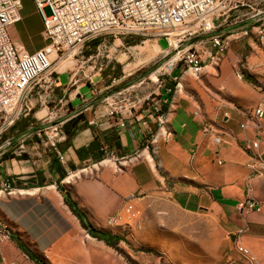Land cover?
Returning a JSON list of instances; mask_svg holds the SVG:
<instances>
[{
    "label": "crops",
    "instance_id": "0c3cea01",
    "mask_svg": "<svg viewBox=\"0 0 264 264\" xmlns=\"http://www.w3.org/2000/svg\"><path fill=\"white\" fill-rule=\"evenodd\" d=\"M29 2L38 22L41 18L34 11L33 1ZM259 19L256 13L231 10L215 20L214 32L227 44L219 70L224 69L228 80L213 78L224 83V95L230 99L222 108L211 105L213 101L205 90L187 88L184 77L175 90L166 93L170 81L177 82L180 68L173 69L167 78L151 83L137 79L129 88L112 90L108 89L126 75L109 79L108 71L115 66L110 55L104 64L98 63V68L97 56L89 55L75 59L74 74L60 71L59 78L65 75V81L60 80L57 88L59 108L45 106L42 116L29 108L21 117L35 119L34 126L19 129L16 122L6 127L19 142L12 150L13 157H4L9 142H0V193L6 194V181L13 190L10 209L4 198L0 200V220L5 224L4 219L10 221L11 228L10 239L0 246V264H38L34 242L48 230L45 223L50 224L52 205L61 210L64 221L80 223L66 205V196L93 226H105L106 219L122 213L127 202L152 208L168 202L182 213L218 216L229 226L235 244L247 247L256 258L264 257V214L243 206L249 200L264 203V168L254 175L243 148L246 140L258 139L264 152V119L259 122L260 131L252 119L254 108L264 102V51L251 33ZM18 22L9 29L17 46L33 52L45 44L42 29L43 42L30 48L20 35ZM245 28L250 30L249 36H241ZM154 41L162 51L158 40ZM239 60L246 64L243 73L250 76V81L234 78L232 70ZM102 65L109 66L108 70L102 72ZM150 94L166 99L169 136L146 115L143 100ZM76 100L78 104L74 105ZM133 100L137 105L128 109L126 103ZM117 106L121 108L115 110ZM77 115L81 116V126L58 143L63 154V161H59L43 144L39 130L44 124L62 128ZM243 123L246 128L240 127ZM205 125L208 132H204ZM62 236L66 237L65 233ZM19 241L24 242V249ZM38 247L44 253L49 249ZM230 264L246 263L243 259Z\"/></svg>",
    "mask_w": 264,
    "mask_h": 264
},
{
    "label": "built area",
    "instance_id": "2783aa9c",
    "mask_svg": "<svg viewBox=\"0 0 264 264\" xmlns=\"http://www.w3.org/2000/svg\"><path fill=\"white\" fill-rule=\"evenodd\" d=\"M32 1L43 23L42 36L45 44L29 52L17 46L9 35L10 27L20 20L21 0H0V133L21 115L19 102L32 85L43 92L44 99L41 103L55 100L52 91L54 87L60 86V78L59 72L53 69V61L58 62L69 53L75 55L85 41L102 35L163 39L166 47L162 49V53L167 59L157 71H172L175 68L181 70L175 86L173 89L166 88V93L175 90L185 74L199 78L206 67L216 70L225 57L227 44L221 35L214 32L215 20L233 8L230 0ZM45 9L48 10L47 13ZM251 33L264 51V16L258 20ZM249 35L250 30H242L241 36ZM262 65L264 66V61ZM245 67L244 61L236 62L234 75L237 79H244ZM262 74L264 75V71ZM257 83L262 84L260 81ZM165 103V98L152 94L143 100L146 115L155 121L159 131L169 136L171 132L164 109ZM126 104L131 109L137 102L133 100ZM119 108L121 107L117 106L115 110ZM109 114H114V111ZM252 119L260 131L259 122L264 119V102L254 108ZM121 125H124L123 121ZM240 127L246 128L247 125L243 123ZM208 130L209 127L205 125L204 132ZM39 131L43 133V144L54 152L59 161H63V154L58 147V143L65 139L61 126L44 124ZM215 140L218 142V137ZM243 148L250 158L252 173L260 174L264 168V152L260 148V141L246 140ZM6 190L8 193L13 191L7 181L3 183V191ZM243 206L252 212L264 214V203L261 201L249 200ZM137 214L139 211L135 206L127 202L122 213L107 218L105 224L127 222ZM10 237L9 227L0 220V246ZM235 250L246 264H258L247 247L236 243ZM7 264L18 263L10 261Z\"/></svg>",
    "mask_w": 264,
    "mask_h": 264
},
{
    "label": "rangeland",
    "instance_id": "374dc122",
    "mask_svg": "<svg viewBox=\"0 0 264 264\" xmlns=\"http://www.w3.org/2000/svg\"><path fill=\"white\" fill-rule=\"evenodd\" d=\"M230 2L233 6L231 10L256 13L259 18L264 16V0H230ZM20 10L21 19L17 28L25 43L29 44L30 48L35 47L39 45V41L43 42L41 20L38 17V22H35L29 0L23 1ZM44 11L47 13V9ZM97 38L100 39L96 42L95 39L85 41L75 55L71 53V56L68 57L69 53L58 62L53 61V69L57 72L67 70L71 75L75 73V59L81 56L85 59L89 55H95V57L97 56L96 68H98V63L104 64L108 60L107 56L110 55V60L114 62L115 66L108 71L109 79L122 74L126 77L122 81L114 83L108 90L129 88L137 79L143 78L146 79L144 82L151 83L159 78H167L171 72L168 69L157 71L167 58L163 57L162 51L156 48L153 37L133 36L128 38L103 35ZM158 45L161 48L166 47L163 39L158 40ZM66 57L68 58L66 59ZM121 66H123V72ZM108 68L109 66L102 65L101 71H107ZM232 74L236 78L234 67ZM183 77L186 78L187 88L190 90L194 92L205 90L211 96V101H213L211 105L217 106V109L230 102V99L224 95L226 90L224 83L214 80L218 77L223 81L228 80L224 69L219 70L218 67L214 70L206 67L204 74L199 78H194L189 74H185ZM60 80L65 81V75L60 76ZM169 86L174 87L175 82L170 81ZM57 88L54 87L52 91L56 96L53 102L46 100L41 103L44 99L43 92L39 91L36 85H32L21 97L20 114L22 115L30 108L31 112H39L38 115L42 116L46 112L45 106L59 108ZM131 88L133 90V87ZM39 95L42 97L39 98ZM77 104L78 101H74V105ZM21 115L14 121L19 124V129L29 122L31 124L36 122L33 118L26 121L27 119ZM1 124L2 120H0V128ZM52 124H57V121ZM15 138L16 134L10 129H2L0 142L5 140L9 142L6 151L8 156H11L12 150L19 146V142ZM4 192L8 195L0 193V200L4 198L10 209L9 197L11 194L7 190ZM135 208L139 214L133 215L130 221L117 225L95 226L121 237L120 240H111L112 245H108L105 241L90 236L80 223L71 225L69 220L64 221L61 210L52 205L50 224L45 223V228L48 230L45 234H41V237L46 240L41 238L38 242H34V245H37L35 250L38 251V256L45 264H230L243 260L235 250L229 226L223 224L218 216L204 212L182 213L168 202L162 203L157 208L149 207V205L146 207L135 206ZM4 220L11 230L10 221ZM63 233L66 237L62 236ZM18 243L24 244L21 241ZM38 245L49 249L44 253ZM256 260L258 264H264V257H258Z\"/></svg>",
    "mask_w": 264,
    "mask_h": 264
},
{
    "label": "trees",
    "instance_id": "16d2710c",
    "mask_svg": "<svg viewBox=\"0 0 264 264\" xmlns=\"http://www.w3.org/2000/svg\"><path fill=\"white\" fill-rule=\"evenodd\" d=\"M244 79L246 81H250V76L244 75ZM81 119V116L77 115L74 118H71L70 120H68L67 122H65L62 126L63 132L65 133V135L67 137L71 136L80 126L78 125V121ZM26 121H29V118H27ZM34 124V123H33ZM27 125H31V122H29V124ZM25 125V126H27ZM23 129V128H21ZM4 157H13V156H8L5 155ZM21 157H25V154H21ZM64 201L66 203V205L70 208V210L72 211V213L78 218V220L80 221L81 226L87 231V233L92 236V237H96L97 239L103 240L105 241L106 244L108 245H112L111 240H120L121 237L119 235H112L108 232H105L103 230H100L98 228H96L95 226L91 225L88 221H86V218L84 216V214L77 208L76 204L70 200V198L68 196L64 197ZM19 247L21 249H24V245L21 243H18ZM37 263L38 264H45L44 262H42L41 258L37 257Z\"/></svg>",
    "mask_w": 264,
    "mask_h": 264
},
{
    "label": "bare ground",
    "instance_id": "6f19581e",
    "mask_svg": "<svg viewBox=\"0 0 264 264\" xmlns=\"http://www.w3.org/2000/svg\"><path fill=\"white\" fill-rule=\"evenodd\" d=\"M71 56V53L68 55V57H70Z\"/></svg>",
    "mask_w": 264,
    "mask_h": 264
}]
</instances>
